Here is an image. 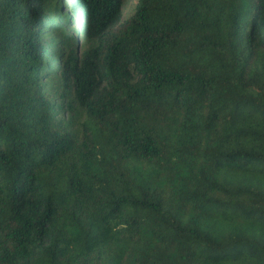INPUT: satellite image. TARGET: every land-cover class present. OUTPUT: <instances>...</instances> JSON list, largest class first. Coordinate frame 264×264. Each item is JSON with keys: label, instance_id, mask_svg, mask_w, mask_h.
<instances>
[{"label": "trees", "instance_id": "trees-1", "mask_svg": "<svg viewBox=\"0 0 264 264\" xmlns=\"http://www.w3.org/2000/svg\"><path fill=\"white\" fill-rule=\"evenodd\" d=\"M127 4L0 0V264H264V0Z\"/></svg>", "mask_w": 264, "mask_h": 264}, {"label": "rangeland", "instance_id": "rangeland-1", "mask_svg": "<svg viewBox=\"0 0 264 264\" xmlns=\"http://www.w3.org/2000/svg\"><path fill=\"white\" fill-rule=\"evenodd\" d=\"M63 1H65V0H63ZM128 1V4H127V6H126V8H125V15H127L130 11H132V8H128L129 6H132L137 0H127ZM64 9L62 8V11H63ZM64 14H62V15H60V17H59V22L60 23H63L64 22ZM52 45H50L49 47H48V49L50 50V52H52L53 53V51L54 50H52Z\"/></svg>", "mask_w": 264, "mask_h": 264}]
</instances>
